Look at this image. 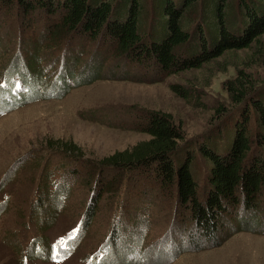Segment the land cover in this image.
<instances>
[{"label": "rangeland", "instance_id": "rangeland-1", "mask_svg": "<svg viewBox=\"0 0 264 264\" xmlns=\"http://www.w3.org/2000/svg\"><path fill=\"white\" fill-rule=\"evenodd\" d=\"M53 1L58 6L62 0ZM57 12L0 4V75L17 61L27 69L25 76L31 72L40 81L35 97L0 112V264H22L23 251L29 264H54L48 260L50 244L71 233L81 218L85 233L74 255L61 264H81L101 245L112 250L102 264H131L139 236L143 253L136 264H264V188L254 212L245 214L241 206L222 211L216 238L210 240L195 227L188 207L176 202L175 186L160 189L147 177L126 172L115 194L109 191L116 174L102 163L148 140L143 125L153 112L171 115L195 146L213 126L212 107L228 104L225 82L239 70L262 80L264 58L251 62L250 51L227 52L199 69L168 74L146 59L131 64L116 56L113 43L83 32L50 46L60 23ZM9 39L16 42L7 51L3 44ZM174 85L191 91L189 103ZM193 152L202 202L206 168L196 147ZM38 158L41 163L32 171ZM1 192L8 194L5 201ZM61 196V208L58 203L53 211L51 200ZM91 205L89 220L85 213ZM246 217L251 224L243 223ZM109 231L114 240L118 236L116 243L106 242ZM37 242L39 255L32 253Z\"/></svg>", "mask_w": 264, "mask_h": 264}, {"label": "trees", "instance_id": "trees-1", "mask_svg": "<svg viewBox=\"0 0 264 264\" xmlns=\"http://www.w3.org/2000/svg\"><path fill=\"white\" fill-rule=\"evenodd\" d=\"M0 4L25 11L38 8L48 15L58 11L60 23L54 27L50 46L83 32L113 43L116 56L131 64L146 59L168 74L199 69L221 60L227 52L250 51L251 62L264 58V0H62L58 6L53 0H0ZM50 8L56 10L51 12ZM13 42L16 41H6L5 50ZM4 69L0 80L8 82L9 76L17 75L25 84H31L33 74L25 76L27 69L19 67L17 61L6 64ZM224 88L228 104L218 102L212 107L213 126L194 142L195 146L186 141L171 115L150 113L143 125L149 139L102 161L116 174L109 192L117 194L123 187L126 172L147 177L160 189L175 186L176 202L188 207L195 227L205 231L210 240L216 238L215 224L222 211L236 206L243 207L245 214L257 210L264 188V78L239 70ZM9 89H0V97H14L8 94ZM172 90L190 102L191 91L178 85ZM193 95L196 96L194 92ZM0 101L5 102L3 98ZM1 102L0 112L8 106ZM195 104L202 106L199 101ZM194 147L206 168L207 193L202 202L197 196ZM64 151L68 153V149ZM40 163L41 158L35 159L31 170ZM90 184L91 177L85 186ZM40 202L37 198L38 206ZM50 203H55L54 211L59 200ZM94 209V205L87 208L89 220L88 213ZM245 222L251 224L250 218ZM117 239L109 234L111 243Z\"/></svg>", "mask_w": 264, "mask_h": 264}, {"label": "clouds", "instance_id": "clouds-1", "mask_svg": "<svg viewBox=\"0 0 264 264\" xmlns=\"http://www.w3.org/2000/svg\"><path fill=\"white\" fill-rule=\"evenodd\" d=\"M6 112H7V111H6ZM6 112H5V113H6Z\"/></svg>", "mask_w": 264, "mask_h": 264}]
</instances>
